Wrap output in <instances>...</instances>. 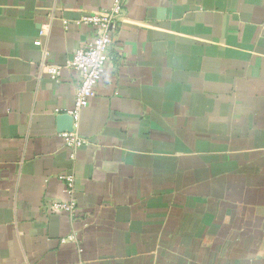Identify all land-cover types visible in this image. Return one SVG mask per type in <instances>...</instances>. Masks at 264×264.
Segmentation results:
<instances>
[{
  "label": "crops",
  "instance_id": "crops-1",
  "mask_svg": "<svg viewBox=\"0 0 264 264\" xmlns=\"http://www.w3.org/2000/svg\"><path fill=\"white\" fill-rule=\"evenodd\" d=\"M112 1L0 0V264H264V0H125L72 159L41 63Z\"/></svg>",
  "mask_w": 264,
  "mask_h": 264
},
{
  "label": "built area",
  "instance_id": "built-area-1",
  "mask_svg": "<svg viewBox=\"0 0 264 264\" xmlns=\"http://www.w3.org/2000/svg\"><path fill=\"white\" fill-rule=\"evenodd\" d=\"M124 3L125 0H114L107 8L85 14L77 21L78 24L92 26L94 33L91 39L76 49L64 65L41 63V67L53 79L60 77L63 67L73 68L80 75L73 105L66 113L70 117L71 123L69 128L62 132L66 145L73 150L72 159H75L76 151L85 144V139L78 130L80 115L96 95V87L103 76L106 64L111 59L109 51L124 10ZM47 28L48 24L43 25L40 33H46ZM36 43L40 44V40L37 39ZM59 179L66 184L67 199L52 202L51 209L53 211H63L70 215L76 214L75 174H60Z\"/></svg>",
  "mask_w": 264,
  "mask_h": 264
},
{
  "label": "water",
  "instance_id": "water-1",
  "mask_svg": "<svg viewBox=\"0 0 264 264\" xmlns=\"http://www.w3.org/2000/svg\"><path fill=\"white\" fill-rule=\"evenodd\" d=\"M66 115H67V114H66ZM67 116H68V115H67ZM68 118H69V121H70V123H71V119H70V117H69V116H68ZM68 128H69V127H68ZM68 128H67V129H68Z\"/></svg>",
  "mask_w": 264,
  "mask_h": 264
}]
</instances>
